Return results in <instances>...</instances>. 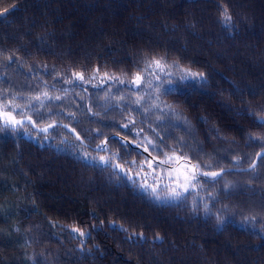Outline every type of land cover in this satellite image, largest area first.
<instances>
[{
	"label": "trees",
	"instance_id": "obj_1",
	"mask_svg": "<svg viewBox=\"0 0 264 264\" xmlns=\"http://www.w3.org/2000/svg\"><path fill=\"white\" fill-rule=\"evenodd\" d=\"M154 60L202 77L155 95L103 77ZM6 100L91 146L148 137L155 155L204 171L248 167L264 149V0H0ZM80 147L111 165L150 160L118 138L95 151L61 126L0 130V264H264V156L163 203Z\"/></svg>",
	"mask_w": 264,
	"mask_h": 264
},
{
	"label": "rangeland",
	"instance_id": "obj_2",
	"mask_svg": "<svg viewBox=\"0 0 264 264\" xmlns=\"http://www.w3.org/2000/svg\"><path fill=\"white\" fill-rule=\"evenodd\" d=\"M161 64L162 69L150 63L141 72L137 73L131 78L125 75L115 74H108L103 77H105L106 80L118 82V84L120 85L126 84L132 90H135V88H142V91L145 92L147 95H155L158 93L160 94L161 91H164L166 89H172L178 82L189 81L196 78L195 76L189 77L185 80H181L180 77L186 74L184 70H188L190 72L193 71L176 63L163 64L161 62ZM137 76L141 77V79L138 81L136 80ZM149 83L151 86H149ZM140 141V143H143L151 151L158 150L157 145L150 138L146 137L141 139ZM80 155L88 161L98 163H104L105 160L110 162L112 159V156L110 154H96L90 151L89 149H85L83 147H80ZM101 157H103L104 160H101ZM133 161L135 160L128 158L118 160L114 158L113 165H119L120 167L115 168L121 174H124L130 181H135L134 184L139 189L149 194L155 201L158 202H176V200H178V197L182 196V193L186 194L187 192H189L190 189L196 187V183L198 181H201L199 179L193 180L192 178L194 177V175L192 170L185 166H181V168H178L177 166L175 169H173L177 175L183 178L179 180L178 178L170 177V172L167 171L166 168L161 167L152 161L151 168L148 166L147 161H135V163H132ZM172 161H174V159ZM144 167L148 168L144 169ZM145 185L149 187L146 188ZM185 188H187V191H185ZM174 192L179 193L180 195L174 196ZM73 229L79 228L71 227V232L76 238L80 239L81 241H84L89 234L88 231L79 229L80 232L84 233V235H80V232L73 231Z\"/></svg>",
	"mask_w": 264,
	"mask_h": 264
},
{
	"label": "water",
	"instance_id": "obj_3",
	"mask_svg": "<svg viewBox=\"0 0 264 264\" xmlns=\"http://www.w3.org/2000/svg\"><path fill=\"white\" fill-rule=\"evenodd\" d=\"M3 111H7V110L0 109V113H2ZM12 115L15 116L16 119H23L24 118V117H17L14 112H12ZM31 119H32V121H34V119L32 117H31ZM24 124H29L33 130H35L39 133H42V134H47L54 127L61 126V127L65 128L66 130H68L70 133H72L73 136L75 138H77V140H79L83 145L91 147L95 151L106 150L108 148V141L112 138H118L124 144H128L130 149H135V150L140 151L142 154L146 155L155 164L166 168L167 171L170 172V175H169L170 177H175V178H178L179 180L183 179V178L175 173V171L173 170V165H179L181 163V164H184L188 168L193 167L194 168V171H192L193 175H195V176L197 175V176H199L198 178L204 179L206 181L213 182L227 172H234V171L235 172H242V171H251V170L255 169L258 166L260 159L264 156V149H262L256 154L254 162L248 167H228V168H223V169H220L217 171L206 172V171H201V169L197 167L196 163H194L190 158L186 157L185 154L171 153V154H165L162 157H160V156L155 155L149 148H148V151H145L144 149L146 146L143 143L133 141V140L121 135V134H118V133H113V134L107 136L97 146H91L80 136V134L78 133V131L75 128H73L71 125H69L67 123L53 122V123H50L46 126H38L35 121H34V123H29L27 120H25ZM49 125H53V126L50 127ZM42 128H47L48 129L47 132L41 131ZM166 156H171L175 160L171 161L170 163H167V164H159L158 161L165 159ZM201 173H220V175L213 177L211 175H202Z\"/></svg>",
	"mask_w": 264,
	"mask_h": 264
},
{
	"label": "snow or ice",
	"instance_id": "obj_4",
	"mask_svg": "<svg viewBox=\"0 0 264 264\" xmlns=\"http://www.w3.org/2000/svg\"><path fill=\"white\" fill-rule=\"evenodd\" d=\"M4 12L5 13L8 12V9H4ZM225 19H226V21L231 19V17L227 16L226 12H225ZM151 63L154 64L156 67L162 69V64H161L160 60H154ZM184 71H185L186 74L180 77L181 80H185V79H188L189 77H195V76H198V75L202 77V74L193 73V72H190L188 70H184ZM78 78L79 79H83L82 76H78ZM140 79H141L140 76L136 77L137 81L140 80ZM149 86H151L150 83H149ZM44 95L47 96V93H45ZM37 99H39V97H37ZM56 99H59V97H56ZM2 107L4 109H7V111H3L2 113H0V119H2V121H3L2 127H0V130H3L4 128H15L17 126H21L22 127L24 125V123H25V120H27L29 123H34V121H32L30 116L25 115L23 119H16L15 116L12 115V112L15 111V109L17 107V105H15L12 100L4 101ZM253 115H255V113H253ZM258 124L260 126H264V117H261V119L258 121ZM49 126L51 127L53 125H49ZM125 127H126V125H125ZM47 130H48L47 128H42L41 129V131H43V132H47ZM249 139L252 140L253 142H256V138H254L252 136H249ZM144 150L148 151V148L145 147ZM100 159L104 160L103 157H101ZM172 160H173V157L166 156L165 159L159 160L158 163L159 164H167V163H170ZM104 163L108 164L109 166H112V167H120L119 165H111V164H109V161H107V160H105ZM132 163H135V161H133ZM147 163H148V166L151 168L152 167L151 160H147ZM121 170H123V169H121ZM201 174L202 175H211L213 177H215L217 175H220V173H201ZM194 178L195 177H193V179ZM145 187L147 188L149 186L145 185ZM185 191H187V188H185ZM173 194H174V196H179L180 195L179 193H175V192ZM73 231L80 232L79 229H73ZM80 235H84V233L80 232Z\"/></svg>",
	"mask_w": 264,
	"mask_h": 264
},
{
	"label": "bare ground",
	"instance_id": "obj_5",
	"mask_svg": "<svg viewBox=\"0 0 264 264\" xmlns=\"http://www.w3.org/2000/svg\"><path fill=\"white\" fill-rule=\"evenodd\" d=\"M136 142H141V141H136ZM186 157H188V156H186ZM188 158H189V157H188ZM174 160H175V159H174ZM191 160H192V159H191ZM192 161H193V160H192ZM193 162H194V161H193ZM194 163H196V162H194ZM196 165H197L198 168H200V166H199L197 163H196ZM177 166H178V168H181V166H185V165H184V164H181V163H180L179 165H173V169L176 168ZM185 167H186V166H185ZM189 169H191L192 171H194V168H193V167H190ZM200 169H201V168H200ZM201 171H204V170L201 169ZM215 171H217V170H215ZM206 172H212V171H206ZM234 172H235V171H234ZM227 173H228V172H227ZM223 175H224V174H223ZM223 175H222V176H223ZM222 176H221V177H222ZM194 177H195V178H194L193 180H196V179L204 180V179L198 178L199 176H197V175H196V176L194 175ZM221 177H220V178H221ZM218 179H219V178H218ZM218 179H217V180H218ZM205 181H206V180H205ZM215 181H216V180H215ZM209 182H211V181H209ZM213 182H214V181H213Z\"/></svg>",
	"mask_w": 264,
	"mask_h": 264
}]
</instances>
